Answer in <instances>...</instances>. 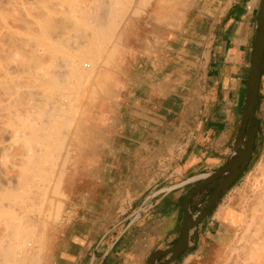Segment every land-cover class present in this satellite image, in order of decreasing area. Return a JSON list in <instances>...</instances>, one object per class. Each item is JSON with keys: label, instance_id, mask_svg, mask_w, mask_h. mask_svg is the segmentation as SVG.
Returning a JSON list of instances; mask_svg holds the SVG:
<instances>
[{"label": "crops", "instance_id": "obj_1", "mask_svg": "<svg viewBox=\"0 0 264 264\" xmlns=\"http://www.w3.org/2000/svg\"><path fill=\"white\" fill-rule=\"evenodd\" d=\"M260 4L132 6L84 90L60 213L46 229L41 264H149L155 250L177 242L186 204L194 211L213 182L187 201L189 191L235 155ZM102 28L99 36L108 39ZM236 182L172 264H208L232 238L225 213L237 205L225 204V196ZM150 194V208L132 218Z\"/></svg>", "mask_w": 264, "mask_h": 264}, {"label": "rangeland", "instance_id": "obj_2", "mask_svg": "<svg viewBox=\"0 0 264 264\" xmlns=\"http://www.w3.org/2000/svg\"><path fill=\"white\" fill-rule=\"evenodd\" d=\"M146 1L147 0H110V1L109 0H17V1L16 0H13V1L12 0L11 1L10 0H0V82L5 81V80H11V79L14 80L15 78H16V80H14V81H20L21 83H20L19 89L28 95L27 101L30 102L28 104H31V105H28L29 106L28 109L30 108V111H32L34 109L35 102L36 103H38V102L39 103H43V102L46 103L45 108H44V110H46V113L44 114L43 118L45 119L46 122L49 121L48 123L50 126H54V122H53L54 118L50 117V115H49L50 111L48 113V110H50V107L53 109V107L56 104L59 105V106L56 105V107H58L57 108L58 111L56 110V107H54V109H55V110L53 109L54 113H58L56 116L59 119L62 117L60 120H63V118L66 119V120H64L65 124L62 123V125H63V127H61L62 132H60V136H61L60 141H62V145L58 149H59V153H60L61 157H59L58 160H56L57 164L54 167V173L49 170V168H50L49 165H46L45 161H42V159H44V157H45L44 154H46L49 150L47 144H42L43 145L42 146V145H38V143H37V141L38 142L42 141V138L44 140V135L41 134V132H39L40 134L39 133L38 134L37 133L29 134L31 131V129L29 128L30 124H32L33 128L34 127L37 128L36 127L37 124H38V126L39 125L42 126L43 122L40 121V119H38V118H34V120L31 119L32 123L29 120L28 123L29 122L30 123L29 124L25 123L26 124V126H25L23 121L18 122L19 119L17 118L16 115H15L16 118L15 117L12 118V116H14V113L15 114L17 113V110H15V112H12V115L10 114L11 117L9 116V120H8L7 116L3 119L1 118L2 120L0 119L2 121V122L0 121L1 130H3V132H5V135L3 136L4 133L2 131H0V134H1L0 141L3 140V142L4 141L7 142V144H5L4 146L1 145L2 143L0 144V248L8 247V244H10V242L12 241V244L15 243L14 244L15 249L18 250V248H16V245H17L16 243L21 241L22 238L24 240L26 239L29 242L31 241V243H34V244H32L33 248H32V246H28V245H31V243L30 244L28 243V245L26 247V251L28 250L27 252H29L31 254H30V256H28L29 253H27L28 257L24 259L25 264H36V263H34L35 260H38L37 262L39 264H41L42 251H43V246H44V241H45L46 229H47L49 223L57 220L59 217V212H60V207H61L60 200L62 197L61 181H62L63 174H64L66 167L70 164V162L72 160L71 155H72V149H73L74 141H71V139H70L71 135L70 134L77 127L76 123L80 117L81 102H82L83 96L86 95L84 93V90L92 82V79L94 78V76L96 74L98 66L100 65L104 55L106 54L107 46L109 44H111L113 42V40L116 38L119 26L121 25V23L123 22L124 18L127 16V14L129 13V11L133 8L132 6L136 4L137 7H141L144 3H146ZM10 3H11V5H10ZM116 4H118V5H116ZM23 5H24V7H22ZM108 6H110V7H108ZM38 9L44 13L45 17H49V18L55 17L56 20L61 19L60 21H62V19H63L62 24L64 22L65 26H68L69 29L64 30V28H65L64 25L58 23L59 25H62L63 28L59 27L58 24H56V25H58V27L64 31L61 32V30L59 29L60 34L57 33L58 36H55V34H53V37H49L50 40L48 38H45V36H44L45 33L43 34L42 29L39 30L41 27L43 28V26H41L42 24H40L39 21H36V20H38V18L35 17L39 13ZM16 15H18V16H16ZM19 15H20V17H19ZM21 16H23V17H21ZM21 18H22V21H21ZM55 18L51 19L52 23H53V20H55ZM16 19H18V20H16ZM19 19L21 22L19 21ZM24 20H26V21L28 20L27 23L28 22L29 23L34 22V25H33V23L32 24L28 23V24L31 25V27L33 26L34 30H32V28L30 27L33 32L35 30H37V31L34 33L29 32L30 31L29 25H27V23L25 24L26 21L24 22ZM111 21H113V22L111 23ZM97 23L107 24L109 26V28L113 27V29H112L113 34H112L110 39H105V38L104 39L102 38L101 40L95 39L96 38L94 36L95 30L93 31V29H91V28L94 27L96 29V27L98 26ZM21 24L22 25L25 24L26 26H28V28H26L25 25L22 26ZM77 24H78V27H76ZM101 24H99V25H101ZM53 25H55V24H53ZM56 25L54 28L57 29ZM79 25H81V26H79ZM54 28H53V30H54ZM8 29H10V30L7 31ZM19 29L22 32L19 31ZM27 29H28V31H27ZM17 30L19 31V33ZM43 30H44V28H43ZM84 30H85V33L90 31V30H92V31H91V33L88 32L87 36H86L85 33L83 35ZM6 31L10 32V33L12 32L11 34L15 33L16 34V35L14 34L15 39L17 40L19 38V41L22 40V38L25 36L24 37L25 39L23 38L24 39L23 41H24V43L26 42L27 44L21 45L22 48L23 47L24 48L23 49L19 48V45L21 44L20 42L18 44V50L16 48L17 44H14L15 46H13V44H10L11 42H9L8 38L6 37V35L8 34ZM54 31H56V30H54ZM35 33H37V35ZM49 35H52V30H51ZM63 35H64V37H62ZM28 37H31V38H28ZM90 37H94V38H90ZM5 38H7V39H5ZM13 38H14V36H13ZM47 39L49 40V42ZM92 39H93V41H92ZM31 40H33L36 44H34V43L32 44ZM23 41H21V42H23ZM75 41H76V43H74ZM6 42H7V45H6ZM14 42L16 43L15 40H14ZM38 42L39 43L42 42V43L39 44ZM49 44H50V47H49ZM26 45H28L29 48H27ZM90 45H91V47H90ZM8 46H9V48H8ZM81 46L82 47L85 46L84 48H86V50L89 48L92 49V50H90V49L89 50L91 53L93 51V53L91 54L92 56H94V54L96 55V56H94V59L96 57L95 61L92 58H91L92 61H90L89 58L86 59L85 58L86 55H85V57L80 56V53L82 50ZM52 47H55V48H53V51L51 52ZM94 47H97V48H94ZM7 48L10 50L15 49L16 51L12 50V53H13L12 54L10 52V50L9 51L7 50ZM57 48H58V51H56ZM31 49H33L34 51L36 50L35 52L37 54L40 53V56H39L40 59L37 57V54L33 53L34 51L31 52L32 51ZM28 50H29L30 54H32V53L34 54L35 59L38 58V59L33 60V61H30L31 59H29V60L27 59L29 61V62L28 61L27 62L29 63V65H31V67L33 65H37L38 69H39V70H37L36 69L37 66H35V67L33 66L34 68H31V70L33 72L39 71V76H40V74L43 72V69H45V71L43 73L46 72L45 73L46 75L48 74L49 76H52V78L54 77L57 82L59 81L57 86L59 84H61L62 86L60 85L58 87L57 86L51 87V85H48V84L46 85L45 83L42 85L41 81L37 82V80H39V79L35 78V76H36L35 72H34V75L32 74L33 72H30V73L22 72V70L20 69V66L22 65V62L25 63V60H26V59H24V57H26L25 54L27 55L26 58H29L31 56L30 54H28ZM66 51L68 52V54L66 53ZM78 51H80L79 54H78ZM84 51H85V49H84ZM14 52H16V54ZM17 52H18L19 56H17ZM23 52H25V53L23 54ZM50 52H51V56L49 54ZM56 52H58V53H56ZM75 52L78 54L79 57L76 56L77 54ZM43 53H45V54H43ZM65 53H66V55H65ZM73 53L76 55H74ZM21 54H22V56L24 55L23 59L18 58L21 56ZM47 54L49 56H46ZM4 55L5 56L7 55L8 58H5ZM28 55H30V56L28 57ZM54 55L56 56L55 58L53 57ZM73 56H74V58H73ZM34 57L33 58L30 57V58L34 59ZM65 58H67V59L69 58V60H67ZM49 59H50V61H49ZM75 59H77L76 63H75ZM41 60H42V62H41ZM80 60H81V62H80ZM48 61H49V63H48ZM64 61H65V63H64ZM45 62H47V63H45ZM67 62H69V63H67ZM73 63H75V64H73ZM77 63H79V65H81L83 70H85V71L81 70V72L75 73L76 76H75V74L73 76L72 74H73V71H75V68H76L75 65ZM84 63L90 64V67L84 68V66H83ZM56 64H57V66H56ZM64 64H65V67H64ZM68 64L69 65L72 64V65L69 66ZM44 65L45 66L48 65V66L45 67ZM50 66H52V67H50ZM72 66H73L74 70H72L73 69ZM92 67H93V70H90V72H88L89 69H91ZM16 69H17V71H16ZM40 70H42V72ZM46 70L48 71V73ZM57 71L58 72L60 71V72L58 73ZM70 71L72 72L71 74H69ZM61 72L62 73L65 72V74H69V75H66V77H65V75L61 74ZM56 73L60 75L59 78L56 76ZM84 73H86L87 75H83ZM20 74L22 77L19 76ZM13 75L15 78L13 77ZM37 76H38V73H37ZM71 77L72 78L74 77V78L72 79ZM74 79H75V81H74ZM60 80H62V81H60ZM63 81H64V83H63ZM1 84L2 83H0V86H1ZM28 84H30V86ZM21 85H23V86L21 87ZM3 88L0 87V106L2 104H4L5 102H7L8 101L7 98H9V97H7V95H8L7 92H6L7 95L5 92H4L5 93V95H4L3 90H5V89H3ZM37 88L41 92H39L37 90ZM27 91L29 94L26 93ZM42 91L45 92V93H43L45 95L41 94ZM34 93H39V95L36 94V96H39V97L34 96L35 95ZM47 94L50 95L48 98V100H50V101H48L45 98V96ZM259 94H260V99L258 98L259 99V107L256 110V114H255L256 124L258 126V131H257L256 137H255V142L253 145L254 151H253V154L251 156L249 164L247 165L245 170L236 179L237 180V182H236L237 188H234V191H232L233 190V187H232V190H230V191H232V193L227 192V195L225 196V198H226L225 204L232 202L234 205H237V211H240L243 215H247L249 213L248 211H250V207H251L250 205L252 204V201H251L252 198L250 197L251 195L249 196V194H250L249 193V183L250 182L252 183L251 180L253 179L254 173H256L255 171H256L259 163H261L262 159L264 158V78L262 79V81L260 80ZM29 95H31V97ZM41 95H42V97H41ZM32 97H35L36 99L35 98L33 99ZM5 98L7 101H5ZM38 98H40L39 100H41V101L44 100V101L43 102L38 101ZM34 100H36V101H34ZM55 101H57L56 104H54ZM5 104L7 105L8 103H5ZM5 104L2 106L3 107L6 106ZM46 105H47V107H46ZM60 106L62 107V109L60 108ZM31 107H33V108H31ZM5 112H4V114L9 115L8 114L9 112H7V111H5ZM63 114H64V116H63ZM71 114L74 115V117H73L74 119L72 118ZM6 120H8V121H6ZM10 121H13V124L15 121L16 125L18 126L17 127L16 125H13V128H15L13 131L15 132V130H17L18 134L17 133H16L17 135L14 134V136H12V139H11V135H13V133L11 134L12 129H10V128H12V124L10 125V123H11ZM34 121L36 122V124L33 126ZM7 122L9 124H7ZM17 123H19V124H17ZM2 124H4V125H2ZM22 124H23V128H22ZM2 126H4V127H2ZM65 126H66V128H65ZM5 128L6 129L8 128V129L6 130ZM21 128H22V130L26 129V128L27 129L23 130L25 132L20 133V131H22ZM18 130H19V132H18ZM28 130H30V131L27 134ZM9 134H10V136H9L10 139L8 137ZM26 134L28 136H24ZM6 135H7V137H6ZM15 135H16V137H15ZM20 135L23 136V139H24V137H25V139L27 138L26 139L27 142L21 141L22 138H19ZM40 135H41V137H40ZM32 136H34L35 138L37 137L36 138L37 140L32 139L34 144L37 143V145L36 144L32 145L33 142L31 140V138H34ZM5 137H6V139H5ZM13 137H15V138H13ZM38 138H39V140H38ZM28 139H30L31 141H29ZM7 140H9L10 142L12 140L13 143H8ZM16 140L18 141V143H16L17 142ZM28 141H29V146L31 144L30 147L28 146ZM22 142H24L25 144L27 143V144L26 145L22 144ZM30 142H32V143H30ZM51 143H52V140H48V145H51ZM8 144H10V147H8L9 146ZM11 145L13 148H11ZM24 145H25V147H24ZM6 146H7V148H6ZM27 146L29 148H31V152H29V151L27 152L25 150V149H27ZM39 147H40V149H37ZM32 148H33V150H32ZM34 150L36 152L35 153L36 155L38 153L37 158L38 157L41 158V153L44 151L43 152L44 154L42 153L43 157L41 158V161H40V162H43V163H40L41 164L40 168L42 170L39 169L38 172H36L37 170L33 171L31 168H29L30 165L25 166V165H27L26 163L30 160L31 157H32L31 159H33V160L36 159L35 154L33 153ZM25 152H27V153H25ZM66 152H69L70 154L68 153L69 155H67ZM39 154H40V156H39ZM27 155H30V156L27 157ZM31 155H34V156H31ZM64 155H67V156L65 157ZM24 157H25V159H24ZM64 157L67 158V160ZM62 158H64V159H62ZM69 159H70V161H69ZM33 160H31V161H33ZM63 160L65 163L63 162ZM25 161H26V163H25ZM43 164L45 165V168H44ZM53 166H54V164H53ZM27 170H28V172L25 174L24 172H26ZM31 170L33 171L32 177H31V173H30ZM40 170H41V173H40ZM48 172L49 173L52 172L51 173L52 175L49 174ZM24 175H26V176H24ZM5 177H6V179H5ZM40 179H41V181H40ZM44 179H45V182H44ZM7 180H8V182H6ZM37 181H39V182H37ZM216 183H217V181H215V182H213V184L209 185L211 190L215 186ZM54 184L56 186L59 185L58 189H56L57 187H55ZM41 186H42V188H40ZM45 186H46V189H45ZM23 188H24V190H23ZM54 188H55V190H54ZM43 189L47 190L45 192L46 195H42L43 197L42 196L39 197V195L42 194L40 191L42 190V192H43ZM38 193H41V194H38ZM247 196L250 197V198L248 197L249 198L248 200L246 199ZM42 198H44L45 200H42ZM244 199L247 200L246 203L244 202ZM44 201L47 203H45ZM43 204H44V206H43ZM38 206H39V208H37ZM55 212H58V213H55ZM4 218H5V220H4ZM4 223H6V224H4ZM11 223H13L12 225L18 224V227H16L17 225L16 226L14 225L13 227L10 226ZM14 229L15 230L17 229V231H19V233L22 232L23 229H25L26 231H30L29 232L30 237L28 238V236H26V234L23 235V233H26V231H25L22 233L21 238H20V236H16L18 238H14L15 234L12 233V232H16ZM20 230H22V231H20ZM234 233L235 234L240 233L239 229L237 228V231L235 230ZM1 239H2V242H1ZM16 239H17V241H16ZM236 241H237V239H236ZM236 241L233 242L232 245L227 246L224 249V251L221 253V256H223L225 258H227V257L229 258L228 264L231 261L232 262L237 261L238 263L236 262L235 264H239L240 258L238 259L237 254L239 251L241 253V248H239V251H238V248L233 249V251L230 250V248L232 246L234 247L235 244H237L236 246L241 247L240 245L242 243L240 242L241 243L240 244V243H237ZM29 249H30V251H29ZM234 251L236 252L234 254V255H236V257L235 256L234 257L232 256V257H233V259L237 258L238 260L235 261L232 259L230 261V257H231L230 254L232 252L234 253ZM19 255L21 256L20 253H19ZM32 258H33V260H32ZM161 258H165V257H161ZM207 260H209V259H207ZM32 261H34V262H32ZM232 262L230 264H232Z\"/></svg>", "mask_w": 264, "mask_h": 264}, {"label": "bare ground", "instance_id": "obj_3", "mask_svg": "<svg viewBox=\"0 0 264 264\" xmlns=\"http://www.w3.org/2000/svg\"><path fill=\"white\" fill-rule=\"evenodd\" d=\"M11 1V0H10ZM13 1V0H12ZM17 1V0H16ZM110 1V0H109ZM26 3V2H25ZM23 4V3H22ZM67 4V3H66ZM10 5H11V3H10ZM26 5V4H25ZM57 5V4H56ZM64 5V4H63ZM110 5V4H109ZM116 5H118V4H116ZM22 7H24V5L22 6ZM108 7H110V6H108ZM26 8V7H25ZM106 9V8H105ZM25 10V9H24ZM28 10V9H27ZM26 10V11H27ZM39 10V9H38ZM39 12V13H38ZM37 13V15L35 16L36 18H38V20H36V21H39V23L40 24H42L41 26H43V28H44V30H43V28L41 27L39 30H41L42 29V31H43V34L45 33V38H48L49 39V37H53V34H55V36H58L57 35V33H59L60 34V30H61V32L62 31H64L65 29H69L68 28V26H65V23L63 22V24H62V21H63V19H62V21H60V20H56V18L55 17H53V18H49V17H45L44 16V13L42 12V11H38ZM35 15V14H34ZM16 16H18V15H16ZM19 17H20V15H19ZM21 17H23V16H21ZM55 18V20H53V23H52V20L51 19H54ZM25 19V18H24ZM16 20H18V19H16ZM19 21H20V19H19ZM21 21H22V18H21ZM20 21V22H21ZM26 20H24V22H25ZM28 21V20H27ZM27 21L25 22V24L27 23ZM23 22V23H24ZM113 21H111V23H112ZM22 23V24H23ZM29 23V22H28ZM27 23V25H29ZM33 23V25H34V22H32ZM31 23V24H32ZM38 23V22H37ZM62 24V25H64V30H62L61 28H59V27H62L63 28V26L62 25H59V24ZM105 23V22H104ZM101 24V23H97L98 24V26L96 27V29L94 28V27H92L91 29H93V31L95 30V39L96 40H98V36H99V33L100 32H98V29H100V27L102 28V27H106V32H108V29L110 30V34H109V36H108V39H110L111 38V36H112V34H113V27L112 28H109V26L107 25V24ZM110 23V24H111ZM21 24V25H22ZM24 24V25H25ZM53 24H58L59 25V27H58V25H56V27H57V29L59 30H57L56 28H54L55 27V25H53ZM75 24V23H74ZM99 24H101V25H99ZM109 24V25H110ZM24 25H22V26H24ZM67 25V24H66ZM83 25V24H82ZM26 26V25H25ZM73 26V25H72ZM79 26H81V25H79ZM84 26V25H83ZM86 26V25H85ZM31 27V25H29V28ZM76 27H78V24L76 25ZM25 28V27H24ZM26 28H28V26H26ZM32 28V30H34V28H33V26L31 27ZM31 28H30V31L29 32H33L32 30H31ZM53 28H54V30H56V31H54L53 30ZM104 28H102L103 29V31H104ZM108 28V29H107ZM115 28V27H114ZM80 29V28H79ZM78 29V30H79ZM85 29V28H84ZM101 29V30H102ZM10 29H8L7 31H9ZM26 30V29H25ZM51 30H52V35H49L50 34V32H51ZM73 30V29H72ZM82 30V29H81ZM88 30V29H87ZM6 31V32H7ZM18 31V30H17ZM19 31H21L20 29H19ZM19 31H18V33H19ZM27 31H28V29H27ZM37 30H35L34 32H36ZM54 31V32H53ZM91 31L92 30H90V31H88V32H90L91 33ZM22 32V31H21ZM33 32V33H34ZM67 32V31H66ZM70 32V31H69ZM79 32V31H78ZM88 32H86L85 33V30H84V32H83V35H84V33L86 34V36H87V33ZM8 34V36L6 35V37L8 38V40H9V42H11L10 44H13V46H15L14 44H17V46H16V48H17V50H18V44H19V42L21 43L20 45H19V48L21 49L22 48V46L21 45H24V44H27L26 42L24 43V39L22 38V40H20L19 41V38L16 40L15 39V35L14 34H11L10 32H7ZM40 33V32H39ZM38 33V34H39ZM64 33V32H63ZM94 33V32H93ZM6 34V33H5ZM27 34V33H26ZM30 34V33H29ZM36 35H37V33H35ZM42 34V33H41ZM42 34V35H43ZM4 35V34H3ZM21 35V34H20ZM48 37H47V36ZM13 36H14V38H13ZM19 36V35H18ZM66 36V35H65ZM61 37V36H60ZM62 37H64V35L62 36ZM4 38V37H3ZM7 38H5V39H7ZM28 38H31V37H28ZM56 38V37H55ZM70 38V37H69ZM90 38H94V37H90ZM99 38H103V37H100L99 36ZM106 38V37H105ZM16 41V43L14 42V40ZM21 39V38H20ZM47 39V40H48ZM57 39V38H56ZM61 39V38H60ZM84 39V38H83ZM86 39V38H85ZM29 40V39H28ZM39 40V39H38ZM37 40V41H38ZM50 40V39H49ZM49 40H48V42H49ZM89 40V39H88ZM5 41V40H4ZM7 41V40H6ZM21 41H23V42H21ZM26 41V40H25ZM40 41V40H39ZM83 41V40H82ZM92 41H93V39H92ZM18 42V43H17ZM31 42H32V44L34 43V44H36L33 40H31ZM30 42V43H31ZM39 43V42H38ZM40 43H42V42H40ZM39 43V44H40ZM74 43H76V41L74 42ZM81 43V42H80ZM97 43V42H96ZM101 43V42H100ZM48 44V43H47ZM6 45H7V42H6ZM77 45V44H76ZM95 45V44H94ZM12 46V45H11ZM27 46V48H29L28 47V45H26ZM45 46V45H44ZM49 47H50V44H49ZM82 47V46H81ZM85 46H83L81 49V53H80V56H82V57H85V55H86V59L87 58H89L90 59V61H92L91 60V57H92V53H93V51H92V53L90 52V50H92V49H87L86 50V48H84ZM90 47H91V45H90ZM8 48H9V46H8ZM7 48V50L9 51L10 49H8ZM12 48V47H11ZM15 48V47H14ZM24 48V47H23ZM22 48V49H23ZM26 48V47H25ZM53 48H55V47H52V49H51V52L53 51ZM61 48V47H60ZM88 48V47H87ZM94 48H97V47H94ZM19 49V50H20ZM84 49H85V51H84ZM13 51L15 50V49H12ZM12 50H10V52L12 53ZM27 50V49H26ZM32 51L31 52H33L34 50L33 49H31ZM55 50V49H54ZM89 50V51H88ZM97 50V49H96ZM16 51V50H15ZM23 51V50H22ZM36 51V50H35ZM33 52L34 54H37L36 52ZM56 51H58V48H57V50ZM47 52V51H46ZM49 52V51H48ZM51 52L49 53L50 54V56H51ZM79 52L80 51H78V54H79ZM15 54H16V52H14ZM25 52H23V54H24ZM30 54V52H29V50H28V54H30V55H28V57L30 56V57H34V54ZM42 53V52H41ZM55 53V52H54ZM56 53H58V52H56ZM66 53L68 54V52L66 51ZM66 53H65V55H66ZM76 53V52H75ZM13 54V53H12ZM14 54V55H15ZM43 54H45V53H43ZM74 54V53H73ZM77 54V53H76ZM76 54H74V55H76ZM78 54L76 55V56H78ZM5 56V55H4ZM7 56V55H6ZM5 56V58H8V56L6 57ZM16 56V55H15ZM17 56H19V54H18V52H17ZM16 56V57H17ZM25 56L27 57V55L25 54ZM39 56H40V53L39 54H37V57L39 58ZM46 56H49L48 54L46 55ZM94 56H96L95 54H94ZM23 57H24V55L22 56V54H21V56L20 57H18V58H22L23 59ZM26 57H24V59H26L25 60V63L24 62H22V65L20 66V69L22 70V72H25V73H30V72H33L32 70H31V68H34L35 66H37V65H33L32 67H31V65H29V59H31L30 61H33V60H36V59H38V58H36L35 59V57H34V59H32V58H26ZM54 58L56 57L55 55L53 56ZM79 57V56H78ZM42 58V57H41ZM44 58V57H43ZM50 58V57H49ZM73 58H74V56H73ZM72 58V59H73ZM28 59V60H27ZM40 59V58H39ZM51 59V58H50ZM50 59H49V61H50ZM65 59H67V58H65ZM95 59H96V57H95ZM95 59L93 58V60L95 61ZM43 60V59H42ZM42 60H41V62H42ZM57 60V59H56ZM59 60V59H58ZM63 60V59H62ZM67 60H69V58L67 59ZM66 60V61H67ZM77 59H75V63L77 62L76 61ZM24 61V60H23ZM28 61V62H27ZM46 61V60H45ZM49 61H48V63H49ZM52 61V60H51ZM55 61V60H54ZM79 61V60H78ZM93 61V62H94ZM11 62V61H10ZM71 62V61H70ZM74 62V61H73ZM80 62H81V60H80ZM79 62V63H80ZM28 63V64H27ZM45 63H47V62H45ZM64 63H65V61H64ZM67 63H69V62H67ZM75 63H73V64H75ZM79 63H77L75 66H76V68H75V71H73V76H74V74L75 73H79V72H81V70L82 71H85V70H83V68H82V66L81 65H79ZM7 64V63H6ZM33 64V63H32ZM52 64V63H51ZM81 64V63H80ZM12 65V64H11ZM41 65V64H40ZM69 65V64H68ZM67 65V66H68ZM72 65V64H71ZM71 65H69V66H71ZM45 66V65H44ZM48 66V65H47ZM47 66H45V67H47ZM56 66H57V64H56ZM59 66V65H58ZM84 68L85 67H90V64H88V63H84ZM50 67H52V66H50ZM49 67V68H50ZM55 67V66H54ZM60 67V66H59ZM64 67H65V64H64ZM42 68V67H41ZM72 68H73V66H72ZM93 68V67H92ZM37 70H39L38 69V66H37V68H36ZM35 70V69H34ZM61 70V69H60ZM69 70V69H68ZM72 70H74V68L72 69ZM71 70V71H72ZM90 70H93V69H89V71L88 72H90ZM16 71H17V69H16ZM19 71V70H18ZM41 72H42V70H40ZM45 71V69H43V72ZM47 71V70H46ZM70 71V73L69 74H71L72 72ZM9 72V71H8ZM36 74V76H35V78H38L39 80H37V82H39V81H41L42 82V85L45 83L46 85L48 84V85H51V87L52 86H54V87H56L57 86V84H58V82L56 81V79L54 78H52V76H49L48 74L46 75L45 73H41L40 74V76H39V71H34ZM34 72L32 73L33 75H34ZM53 72V71H52ZM58 72V71H57ZM60 72V71H59ZM58 72V73H59ZM67 72V71H66ZM37 73H38V76H37ZM47 73H48V71H47ZM50 74V73H49ZM61 74H63V75H65V77H66V75H69V74H65V72H61ZM12 75V74H11ZM18 75V74H17ZM52 75V74H51ZM83 75H87L86 73H84ZM82 75V76H83ZM90 75V74H89ZM19 76H21V74L19 75ZM56 76L59 78V74H57L56 73ZM71 76V75H70ZM75 76H76V74H75ZM10 77V76H9ZM13 77H14V75H13ZM22 77V76H21ZM62 77V76H61ZM60 77V78H61ZM81 77V76H80ZM15 78V77H14ZM13 78V79H14ZM57 78V79H58ZM72 78V77H71ZM74 78V77H73ZM72 78V79H73ZM77 78V77H76ZM87 78V77H86ZM10 79V78H9ZM18 79V78H17ZM62 79V78H61ZM79 79V78H78ZM5 80V79H4ZM14 80H16V78L14 79ZM14 80H5V81H1L0 83H2L1 84V86L0 87H4L3 89H5V90H3V93L5 92H7L8 93V95H7V93H6V95H7V97H9V98H7V100H6V98H5V101H7V102H5V103H8L6 106H2V105H4V104H2L1 106H0V119L2 118H5L6 116L8 117V120H9V116L11 117V115H12V112H15V110H17V113L15 114L14 113V116H12V118L13 117H15L16 118V116H17V118L19 119V121L18 122H21V121H23V123H24V125L26 126V124L25 123H28V121L30 120L31 121V119L32 120H34V118H38V119H40V121H42L43 123H42V126H38V124H37V128H33L32 127V124H30V126H29V128L31 129V131L30 130H28L27 131V134L29 133V131H30V133L29 134H31V133H39V132H41V134H43L44 135V140H43V138H42V141H40V142H38L37 141V143H38V145H42V144H47V146H48V148H49V150H48V152L46 153V154H44L43 152V154H44V159H42V161H45V163H46V165H49V170L50 171H52L53 173H54V167L56 166V164H57V162H56V160H58V158L59 157H61L60 156V153H59V147H61V145H62V141H60V132H62L61 130H62V128L61 127H63V125H62V123H64L65 121L64 120H66V119H64L63 118V120H60L56 115L58 114V113H54V111H53V109H54V107H56V105H58V104H56L57 103V101H55V103L54 104H56L54 107H53V109L50 107V110H48V113H49V111H50V117H53L54 118V126H50L49 125V121L48 122H46L45 121V119L43 118L44 117V114L46 113V110H44V108H45V104L46 103H44L43 101H41V100H39L40 98H38V101H41V102H43V103H36L35 102V105H34V109L32 110V111H30V108L28 109V105H31V104H28V103H30L29 101H27L28 100V98H27V94H25L22 90H20L19 89V86H20V81H14ZM19 80V79H18ZM71 80V79H70ZM24 81V80H23ZM60 81H62V80H60ZM74 81H75V79H74ZM71 82V81H70ZM62 83V82H61ZM63 83H64V81H63ZM62 83V84H63ZM67 83V82H66ZM81 84V83H80ZM26 85V84H25ZM29 86H30V84H28ZM61 84H59L58 86H60ZM23 85H21V87H22ZM57 86V87H58ZM62 86V85H61ZM80 86V85H79ZM20 87V88H21ZM25 87V86H24ZM53 87V88H54ZM60 88V87H59ZM62 88V87H61ZM67 88V87H66ZM76 88V87H75ZM41 89V88H40ZM47 89V88H46ZM58 89V88H57ZM78 89V88H77ZM24 90V89H23ZM37 90L39 91V89L37 88ZM44 90V89H43ZM51 90V89H50ZM39 92H41V91H39ZM50 92V91H49ZM55 92V91H54ZM5 93H4V95H5ZM26 93H28V91L26 92ZM43 93H45V92H43L42 91V93L41 94H43ZM29 94V93H28ZM35 95L34 96H36V94L37 95H39V93H34ZM43 95H45V94H43ZM3 96V95H2ZM30 97H31V95H29ZM49 94H47L46 96H45V98L48 100V98H49ZM6 97V96H5ZM36 97H39V96H36ZM41 97H42V95H41ZM33 99L35 98V97H32ZM36 99V98H35ZM68 99V98H67ZM30 100V99H29ZM69 100V99H68ZM34 101H36V100H34ZM48 101H50V100H48ZM59 101V100H58ZM72 103V102H71ZM50 104V103H49ZM48 104V105H49ZM59 106V105H58ZM46 107H47V105H46ZM31 108H33V107H31ZM57 108L58 107H56V110H57ZM60 108L62 109V107L60 106ZM59 108V109H60ZM14 109V110H13ZM52 109V110H51ZM55 110V109H54ZM5 111H7V112H9L8 114L9 115H6V114H4V112ZM58 111V110H57ZM61 111V110H60ZM6 113V112H5ZM52 113V114H51ZM11 114V115H10ZM62 114V113H61ZM67 114V113H66ZM69 114V113H68ZM16 115V116H15ZM47 115V114H46ZM72 115V114H71ZM63 116H64V114H63ZM74 117V115H72V118ZM14 118V119H15ZM52 118V119H53ZM1 119V120H2ZM7 119V118H6ZM59 119V120H58ZM74 119V118H73ZM0 120V121H1ZM5 120V119H4ZM8 120H6V121H8ZM12 120V119H11ZM36 120V119H35ZM38 121V120H37ZM62 121V122H61ZM2 122V121H1ZM11 123H10V125L12 124V128H10V129H12V131H11V134L13 133V135H11V139H12V136H14V134H16L17 133V130H15V132L13 131L15 128H13V125H16V123H15V121H14V124H13V121H10ZM68 122V121H67ZM4 123V122H3ZM30 123V122H29ZM28 123V124H29ZM31 123H32V121H31ZM34 124H33V126L36 124V122L34 121L33 122ZM6 124V123H5ZM7 124H9L8 122H7ZM17 124H19V123H17ZM65 124V123H64ZM2 125H4V124H2ZM70 125V124H69ZM17 126V125H16ZM24 126V127H25ZM67 126V125H66ZM66 126H65V128H66ZM2 127H4V126H2ZM9 127V126H8ZM18 127V126H17ZM28 127V126H27ZM22 128H23V124H22ZM22 128H21V130H22ZM3 129V128H2ZM6 129V128H5ZM8 129V128H7ZM6 129V130H7ZM27 129V128H26ZM26 129H23V130H26ZM20 131V133L22 132H25V131ZM0 131H2L3 132V130H1V127H0ZM8 132V131H7ZM18 132H19V130H18ZM4 133V134H3ZM2 134H3V136L5 135V132H3ZM10 133V132H9ZM18 134V133H17ZM16 134V135H17ZM24 135V136H28V135ZM36 134V135H37ZM40 134V133H39ZM16 135H15V137H16ZM23 135V134H22ZM22 135H20L19 136V138H22V140L21 141H26L27 142V138L25 139V137H24V139H23V136ZM35 135V136H36ZM65 135V134H64ZM10 136V134L8 135V137ZM0 137H1V134H0ZM6 137H7V135H6ZM6 137H5V139H6ZM15 137H13V138H15ZM32 137H34V136H32ZM40 137H41V135H40ZM43 137V136H42ZM30 138V137H29ZM37 138V137H36ZM35 137L34 138H31V140L33 139H36ZM9 139H10V137H9ZM29 141H31L30 139H28ZM33 140H32V142H33ZM37 140V139H36ZM35 140V141H36ZM38 140H39V138H38ZM48 140H52V143H51V145H48ZM8 141V143H13L12 142V140H11V142L9 141V140H7ZM17 141V140H16ZM20 141V142H21ZM29 141H28V146H29ZM5 142V141H4ZM3 142V140L2 141H0V144L1 145H5V144H7V142H5L4 143ZM24 142H22V144H25ZM32 142H30V143H32ZM47 142V143H46ZM4 143V144H3ZM16 143H18V141L16 142ZM37 143H35L36 145H37ZM15 144V143H14ZM27 144V143H26ZM25 144V145H26ZM34 144V142H33V144L32 145H35ZM9 146L8 147H10V144H8ZM16 145V144H15ZM25 145H24V147H25ZM27 146V149L31 146V144H30V146L28 147ZM43 146V145H42ZM37 147V146H36ZM35 147V148H36ZM5 148V147H4ZM6 148H7V146H6ZM11 148H13L12 147V145H11ZM10 149V148H9ZM19 149V148H18ZM25 149V148H24ZM27 149H25L27 152L29 151V152H31V148H29L28 150ZM37 149H40V147L39 148H37ZM71 149V148H70ZM7 150V149H6ZM16 150V149H15ZM32 150H33V148H32ZM9 151V150H8ZM38 151V150H37ZM47 151V150H46ZM45 151V152H46ZM27 152H25V153H27ZM40 152V151H39ZM24 153V152H23ZM33 153L35 154L36 152H35V150L33 151ZM42 153H41V158L43 157L42 156ZM69 152H66V154L67 155H69L68 154ZM74 153V152H73ZM37 155H38V153H37ZM37 155L35 154V157H36V159L35 160H33V159H31L30 158V160L26 163V161H25V163L27 164V165H25V166H28V165H30L29 166V168H31L33 171H36V172H38V170L39 169H41L40 167H41V164L40 163H43V162H40L41 161V158H37ZM67 155H64L65 157L67 156ZM28 156H30V155H27V157ZM31 156H34V155H31ZM39 156H40V154H39ZM26 157V156H25ZM25 157H24V159H25ZM64 157V158H65ZM64 158H62V159H64ZM66 160H67V158H65ZM31 160H33V161H31ZM31 161V162H30ZM69 161H70V159H69ZM24 162V161H23ZM30 162V163H29ZM63 162H64V160H63ZM29 163V164H28ZM65 163V162H64ZM53 164H54V166H53ZM43 166H44V168H45V165L43 164ZM43 168V167H42ZM47 168V167H46ZM30 171V173H31V177H32V172L33 171ZM42 170V169H41ZM41 170H40V173H41ZM44 170V169H43ZM48 170V171H49ZM22 172V171H21ZM28 172V170L26 171V172H24L25 174ZM51 172V173H52ZM229 172H230V170L229 171H227L226 172V174L228 175L229 174ZM256 173H254V176H253V179L251 180L252 181V183L250 184L249 183V196L252 198L251 199V201H252V204L250 205L251 207H250V211H248L249 213L247 214V215H243L240 211H234L233 209H227V211H226V215H225V219L230 223V224H232L234 227L233 228H235V230L237 231V228L239 229V231H240V233H237V234H233V236H232V238H229V237H225L224 239H223V246L222 247H224L221 251H219L218 253H217V255H213V253H212V257H210L209 258V260L207 261L208 262V264H228V257L227 258H225V257H223V256H221V253L224 251V249L227 247V246H230V245H232L233 244V242H235L236 241V239H237V243H240L241 245V247H239V246H236L237 244H235V246L233 247H231L230 248V250L231 251H233V249H236V248H238V251H239V248H241V253H240V251L238 252L237 250V252H238V254H237V256H238V259L240 258V260H239V264H264V158L262 159V161H261V163H259V165H258V167H257V169H256V171H255ZM23 173V174H24ZM44 173V172H43ZM47 173V172H46ZM49 173V172H48ZM51 173H49V174H51ZM48 174V175H49ZM52 175V174H51ZM24 176H26V175H24ZM28 176V175H27ZM36 177V176H35ZM43 178V177H42ZM5 179H6V177H5ZM11 179V178H10ZM36 179V178H35ZM10 181V180H9ZM40 181H41V179H40ZM6 182H8V180L6 181ZM37 182H39V181H37ZM44 182H45V179H44ZM43 182V183H44ZM224 182H225V180H224ZM10 183V182H9ZM19 183V182H18ZM5 185V184H4ZM55 185V184H54ZM12 186V185H11ZM55 187H57L56 189H58V187H59V185H55ZM9 188V187H8ZM40 188H42V186L40 187ZM39 188V189H40ZM45 189H46V186H45ZM53 189V188H52ZM23 190H24V188H23ZM54 190H55V188H54ZM40 191V190H39ZM47 190H44L43 189V192H42V190L40 191L41 193H38V194H41V195H39V197L40 196H42V195H46L45 194V192H46ZM37 194V195H38ZM249 196H247V200L250 198ZM38 197V196H37ZM43 197V196H42ZM46 197V196H45ZM249 197V198H248ZM21 199V198H20ZM246 199H244V202L246 203ZM42 200H45L44 198H42ZM41 200V201H42ZM49 201V200H48ZM51 201V200H50ZM43 202V201H42ZM41 202V203H42ZM45 202V201H44ZM52 202V201H51ZM45 203H47V202H45ZM43 206H44V204H43ZM51 206V205H50ZM37 208H39V206L37 207ZM50 209V208H49ZM52 210V209H51ZM50 211V210H49ZM56 211V210H55ZM53 212V211H52ZM66 212V211H65ZM55 213H58V212H55ZM60 213V212H59ZM219 216V215H218ZM7 217V216H6ZM4 220H5V218H4ZM23 222V221H22ZM24 223V222H23ZM29 223V222H28ZM4 224H6V223H4ZM13 223H11V225L10 226H14V225H12ZM17 225V226H16ZM15 226L16 227H18V224H16ZM22 225V224H21ZM20 225V226H21ZM5 226V225H4ZM44 226V225H43ZM22 227V226H21ZM11 228V227H10ZM15 230V229H14ZM16 232H12V233H14L15 235H14V238H18V237H16V236H20V238L22 237V233L23 232H25L26 230L25 229H23V231L22 230H20V231H22V232H20L19 233V231H17V229L15 230ZM29 232L30 231H26V233H23V235L24 234H26V236H28V238L30 237V234H29ZM8 233V232H7ZM32 235V234H31ZM223 236H225V235H223ZM7 237V236H6ZM32 237V236H31ZM27 238V239H28ZM19 240V239H18ZM29 240V239H28ZM16 241H17V239H16ZM1 242H2V239H1ZM14 242V241H13ZM215 242V241H214ZM8 243V242H7ZM28 243L30 244L31 243V241L29 242V241H27L26 239L24 240L23 238H22V240L21 241H19V242H17L16 244V248H18V250L17 249H15V247H14V244L15 243H13L12 244V241L10 242V244H8V247H6V248H0V264H25L24 262V259L25 258H27L28 256H30V254L31 253H29V252H27L26 251V247H27V245H28ZM2 244V243H1ZM32 244H34V243H31V245H28V246H32ZM215 245V244H214ZM239 245V244H238ZM216 247V246H215ZM218 247V246H217ZM216 247V248H217ZM29 248V247H28ZM32 248H33V246H32ZM37 248V247H36ZM31 249V248H30ZM30 249H29V251H30ZM40 249V248H39ZM218 249H219V247H218ZM34 251V250H33ZM39 251V250H38ZM203 251V250H202ZM19 253L21 254V256L19 255ZM27 253H29L28 254V256H27ZM34 253V252H33ZM233 253V252H232ZM230 254L231 255V257H230V261L233 259V257L235 256L236 257V255H234L236 252L234 251V253L233 254ZM35 255V254H34ZM36 256V255H35ZM215 256V258H213ZM233 256V257H232ZM31 258V257H30ZM34 258V257H33ZM33 258H32V260H33ZM206 258H207V256H206ZM38 259V258H37ZM237 258H235V259H233V260H238ZM35 260V259H34ZM190 260H192V259H190ZM198 260H200V259H198ZM207 260V259H206ZM38 260H35V262L34 261H32V262H34V263H36V264H39L38 262H37ZM196 261V260H195ZM194 261V262H195ZM229 261V262H230ZM28 262V261H27ZM31 262V263H32ZM190 264H205V262L204 261H201L200 263H194V262H192V261H188ZM232 262V261H231ZM230 262V263H231ZM237 262V261H236ZM236 262H232V264L234 263H236ZM229 263V264H230ZM238 263V262H237Z\"/></svg>", "mask_w": 264, "mask_h": 264}, {"label": "water", "instance_id": "obj_4", "mask_svg": "<svg viewBox=\"0 0 264 264\" xmlns=\"http://www.w3.org/2000/svg\"><path fill=\"white\" fill-rule=\"evenodd\" d=\"M263 58L264 0H261L249 65L245 106L241 119L235 155L222 169L214 174L204 177L189 191L187 201L195 192L207 186L209 183L217 181L215 186L208 193L207 198L194 211L189 210L188 204H186L185 215L177 242L172 246L161 247L155 250L150 257L149 264H158V260L161 256L166 257L162 264H172L187 249L190 231L209 215L212 208L218 203L220 197L249 164L255 137L258 131L255 114L259 107L258 96ZM229 170L230 172L227 175L226 172Z\"/></svg>", "mask_w": 264, "mask_h": 264}, {"label": "built area", "instance_id": "obj_5", "mask_svg": "<svg viewBox=\"0 0 264 264\" xmlns=\"http://www.w3.org/2000/svg\"><path fill=\"white\" fill-rule=\"evenodd\" d=\"M153 196H152V194H150V195H148L147 197H146V203L138 210V211H136L135 212V214H133L132 215V218H135L136 216H137V214H139V212L141 211V210H146V209H148V208H150V204H148V203H150L149 201H150V199L152 198Z\"/></svg>", "mask_w": 264, "mask_h": 264}, {"label": "trees", "instance_id": "obj_6", "mask_svg": "<svg viewBox=\"0 0 264 264\" xmlns=\"http://www.w3.org/2000/svg\"><path fill=\"white\" fill-rule=\"evenodd\" d=\"M163 259H164V258H159L158 263H159V264H162L163 261H164Z\"/></svg>", "mask_w": 264, "mask_h": 264}]
</instances>
